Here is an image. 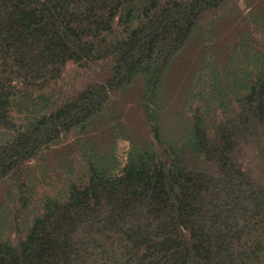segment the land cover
<instances>
[{"label": "trees", "instance_id": "trees-1", "mask_svg": "<svg viewBox=\"0 0 264 264\" xmlns=\"http://www.w3.org/2000/svg\"><path fill=\"white\" fill-rule=\"evenodd\" d=\"M0 264H264V0H0Z\"/></svg>", "mask_w": 264, "mask_h": 264}, {"label": "rangeland", "instance_id": "rangeland-1", "mask_svg": "<svg viewBox=\"0 0 264 264\" xmlns=\"http://www.w3.org/2000/svg\"><path fill=\"white\" fill-rule=\"evenodd\" d=\"M256 1L260 0H255V2ZM243 27L244 25L242 22L239 21L236 13L227 14L226 17L223 18L222 21L217 24L215 33L213 34V39H211L214 40L215 50L223 51L229 45V43L235 39V36H238L237 34L242 31ZM190 43L192 44V46L189 47V44H185L184 47L180 50V52L173 58L171 64L168 67L164 78V86L165 91L167 93L174 92L173 89L178 86V84L175 85L176 82L188 83L190 81V72L193 65L196 63V59L198 58L197 55L199 53V45L197 46L195 44L197 43L196 39L192 40ZM202 53L200 57L202 56ZM186 65H192V67L190 68L188 74L185 71L186 75H184L183 68ZM196 68H194V71L196 70ZM137 83L138 81L136 79H133L128 88L124 90V92L122 91V95L126 92L125 96L123 97L122 103L126 105L125 110L127 111V117L129 119L132 129L139 132L142 130V123L140 120L141 114L140 112H138V108L140 105H138L137 102ZM176 94H178V91L176 92ZM152 105L154 106V102ZM118 145L121 146V148L127 146V144H124V142H118Z\"/></svg>", "mask_w": 264, "mask_h": 264}]
</instances>
